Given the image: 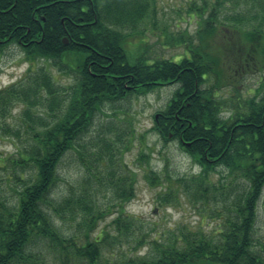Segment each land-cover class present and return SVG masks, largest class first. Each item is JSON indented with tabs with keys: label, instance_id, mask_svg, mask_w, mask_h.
<instances>
[{
	"label": "trees",
	"instance_id": "obj_1",
	"mask_svg": "<svg viewBox=\"0 0 264 264\" xmlns=\"http://www.w3.org/2000/svg\"><path fill=\"white\" fill-rule=\"evenodd\" d=\"M194 9L195 33L170 35L187 51L174 61L145 55L142 37L156 24V0H0V52L16 44L28 60L45 62L0 89V120L21 107L29 136L15 153L0 151V264H264V241L254 234L264 188V84L242 104L222 95L238 92L244 75L264 71V0H214ZM48 64L72 83H57ZM173 84L154 130L166 142L177 140L201 171L167 181L159 206L190 194L214 225L153 234L127 210L135 175L114 138L98 136L94 150L81 141L105 105ZM72 149L93 162L80 157V186L57 198L58 168ZM148 168L151 185H163ZM107 217L109 226L98 230ZM57 219L74 222L83 237L64 235Z\"/></svg>",
	"mask_w": 264,
	"mask_h": 264
},
{
	"label": "rangeland",
	"instance_id": "obj_2",
	"mask_svg": "<svg viewBox=\"0 0 264 264\" xmlns=\"http://www.w3.org/2000/svg\"><path fill=\"white\" fill-rule=\"evenodd\" d=\"M213 2L214 0H156L154 21L156 24L148 26L142 37L145 41L143 44L146 45L143 46L145 55L151 59L159 57L175 61L187 53L183 44H173L170 40L171 33L188 29L194 34L198 17L195 9L193 11L189 9L192 6H202L204 3L211 7ZM240 9L246 11V6L243 5ZM232 14L233 11L230 10L223 16ZM142 39L134 38L133 44L139 45ZM221 42L219 40V43ZM44 64L43 60H28L19 45H8L0 52V89L27 79ZM47 67L53 73L57 83L62 85L72 83L70 75L59 73L58 69L50 64ZM263 84L264 71L246 74L238 80V92L223 90L222 95L224 98L229 97L230 101H236L239 98L242 104V100L255 94ZM177 87L178 85L175 84L168 85L146 95L135 94L129 96L127 100L105 105L95 117L90 131L81 141V144L89 147L88 149L94 150L98 136L107 134L114 138L120 149V153L116 151L115 153L121 156L122 163L132 172L131 175H135L136 197L127 206V210L131 214L139 215L145 221L147 230L153 234L176 228L181 224L190 228L202 224L204 229H212L214 225L211 217L208 216L206 219L202 217L204 211L198 210V206L202 204H194L190 194H182L177 201L167 203L165 206H159L157 199L158 192L166 187L170 180L176 181L178 178L196 175L201 171L200 165L181 148L177 140L166 142L154 130L155 116L166 106ZM21 113V107H17L13 111L10 110L4 120H0V151L4 153H15L20 147H24L25 141L29 140L24 124L19 121ZM229 114V110L224 113L225 116ZM9 132H17L20 138L15 140L8 135ZM83 152L82 149L69 150L59 165L58 181L55 187L57 198L65 195L70 185L77 188L80 186L86 173L80 157H84L86 162H93V159H89ZM148 167L163 181V185H151L145 178ZM214 175L216 179L219 177V173ZM224 175L227 176V173L224 172ZM5 192L7 195L12 194L9 189H5ZM98 198L102 202L100 203L102 207L106 208L105 200L109 199V195H104L103 192L98 195ZM110 222L111 217L102 220L98 230L108 227ZM56 223L64 235L78 234L83 237L81 230L77 229L75 223L70 222L69 219L66 221L57 219ZM254 234L259 240L264 241V188L256 207ZM33 247L36 251L42 248L38 240L33 242ZM145 251L144 249L141 253Z\"/></svg>",
	"mask_w": 264,
	"mask_h": 264
},
{
	"label": "water",
	"instance_id": "obj_3",
	"mask_svg": "<svg viewBox=\"0 0 264 264\" xmlns=\"http://www.w3.org/2000/svg\"><path fill=\"white\" fill-rule=\"evenodd\" d=\"M65 41H67V40H65Z\"/></svg>",
	"mask_w": 264,
	"mask_h": 264
}]
</instances>
